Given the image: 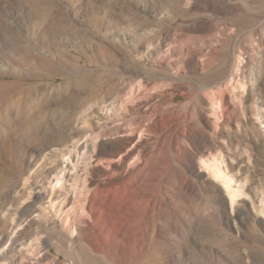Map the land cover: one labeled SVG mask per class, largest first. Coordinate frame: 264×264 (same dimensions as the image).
I'll return each instance as SVG.
<instances>
[{"label": "rangeland", "instance_id": "374dc122", "mask_svg": "<svg viewBox=\"0 0 264 264\" xmlns=\"http://www.w3.org/2000/svg\"><path fill=\"white\" fill-rule=\"evenodd\" d=\"M263 212L264 0H0V264H264Z\"/></svg>", "mask_w": 264, "mask_h": 264}, {"label": "bare ground", "instance_id": "6f19581e", "mask_svg": "<svg viewBox=\"0 0 264 264\" xmlns=\"http://www.w3.org/2000/svg\"><path fill=\"white\" fill-rule=\"evenodd\" d=\"M233 197H234V196H233ZM232 201H233V199H232ZM232 201H231V202H232ZM259 213H260V212H259ZM263 213H264V212H263Z\"/></svg>", "mask_w": 264, "mask_h": 264}]
</instances>
